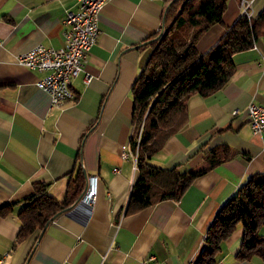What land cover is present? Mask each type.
Returning a JSON list of instances; mask_svg holds the SVG:
<instances>
[{"label": "crops", "instance_id": "obj_1", "mask_svg": "<svg viewBox=\"0 0 264 264\" xmlns=\"http://www.w3.org/2000/svg\"><path fill=\"white\" fill-rule=\"evenodd\" d=\"M243 1L253 17L264 9V0ZM79 5L80 0H0V207L30 194L36 180L50 182L48 192L62 200L78 164L86 172L85 187L90 175L98 176L90 208L77 203L15 247L22 203L0 214L4 264H192L222 204L251 173L264 170V128H251L247 110L250 102L264 104V35L233 54L235 71L223 87L188 96V122L150 161L196 169L209 164L210 150L221 144L233 156L196 177L178 200L125 214L139 173L130 148L132 85L152 51L150 37L162 24L166 0L105 2L97 13L96 43L71 83L75 99L51 107L49 93L36 84L42 73L17 56L40 43L63 46L66 12ZM243 10L242 0H228L222 21L198 39L199 52L220 40ZM85 72L91 74L88 82ZM242 237L239 226L222 243L217 264H264L258 255L236 258Z\"/></svg>", "mask_w": 264, "mask_h": 264}, {"label": "trees", "instance_id": "obj_2", "mask_svg": "<svg viewBox=\"0 0 264 264\" xmlns=\"http://www.w3.org/2000/svg\"><path fill=\"white\" fill-rule=\"evenodd\" d=\"M227 3L228 0H166L161 27L150 37L152 51L132 85L134 133L130 148L137 152L139 173L131 186L125 214L163 200H178L196 177L234 154L229 146L221 144L210 150L209 164L183 171L178 166L163 167L150 161L167 138L188 122V96L195 92L206 96L223 87L235 71L233 54L251 47L264 35V9L255 17L243 13L220 40L201 54L198 39L212 24L222 21ZM73 172L69 173L62 200L48 192L50 182L36 180L30 194L1 205L0 214L5 215L15 203H22L14 247L32 233L42 231L78 200L85 187L86 172L81 164ZM263 225L264 170L251 173L222 204L192 264H217L222 243L239 226L243 237L236 258H264V234L260 231Z\"/></svg>", "mask_w": 264, "mask_h": 264}, {"label": "built area", "instance_id": "obj_3", "mask_svg": "<svg viewBox=\"0 0 264 264\" xmlns=\"http://www.w3.org/2000/svg\"><path fill=\"white\" fill-rule=\"evenodd\" d=\"M107 1L109 0H80L76 10L66 12L63 20V46L55 48L40 43L17 56L20 64L42 73L36 84L50 94L51 107L75 99L72 90H67V82H72L85 69L90 49L96 43L100 32L97 13ZM243 12H248L246 6ZM90 79L91 74L85 72V82ZM247 110L251 128L256 132L261 131L264 128V104L250 102ZM237 112L238 109L232 111L234 115ZM114 170L117 171L118 168ZM97 181L96 174L89 176L78 202L85 203L88 207L95 202ZM0 264H4V255H0Z\"/></svg>", "mask_w": 264, "mask_h": 264}, {"label": "rangeland", "instance_id": "obj_4", "mask_svg": "<svg viewBox=\"0 0 264 264\" xmlns=\"http://www.w3.org/2000/svg\"><path fill=\"white\" fill-rule=\"evenodd\" d=\"M242 4H243V8H244L245 4H244V1H243V0H242ZM249 17H253V16L250 15ZM160 27H161V26H160ZM159 29H160V28H159ZM159 29H158V30H159ZM46 92H47V91H46ZM49 95H50V94H49ZM50 100H51V97H50ZM133 152H134V151H133ZM134 154H135V158H137V152H136V153L134 152ZM136 165H137V163H136ZM88 178H89V177H88ZM78 200H79V199H78ZM78 200H77V201H76V202H75V203H74L69 209H67L66 211H70V212L73 211L74 208H75V206H76V204H77V203H80V201L78 202ZM89 208H90V207H89ZM52 220H53V219H52ZM0 255H1V254H0Z\"/></svg>", "mask_w": 264, "mask_h": 264}, {"label": "bare ground", "instance_id": "obj_5", "mask_svg": "<svg viewBox=\"0 0 264 264\" xmlns=\"http://www.w3.org/2000/svg\"><path fill=\"white\" fill-rule=\"evenodd\" d=\"M244 13H245L248 17L250 16L248 12H244ZM71 83H72V82H67V90H72ZM72 92H73V90H72ZM73 95H75L74 92H73Z\"/></svg>", "mask_w": 264, "mask_h": 264}, {"label": "water", "instance_id": "obj_6", "mask_svg": "<svg viewBox=\"0 0 264 264\" xmlns=\"http://www.w3.org/2000/svg\"><path fill=\"white\" fill-rule=\"evenodd\" d=\"M80 203H82V202H80Z\"/></svg>", "mask_w": 264, "mask_h": 264}]
</instances>
